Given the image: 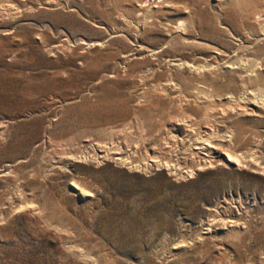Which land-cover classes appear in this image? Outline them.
I'll list each match as a JSON object with an SVG mask.
<instances>
[{
    "label": "rangeland",
    "instance_id": "rangeland-1",
    "mask_svg": "<svg viewBox=\"0 0 264 264\" xmlns=\"http://www.w3.org/2000/svg\"><path fill=\"white\" fill-rule=\"evenodd\" d=\"M0 264H264V0H0Z\"/></svg>",
    "mask_w": 264,
    "mask_h": 264
},
{
    "label": "bare ground",
    "instance_id": "bare-ground-1",
    "mask_svg": "<svg viewBox=\"0 0 264 264\" xmlns=\"http://www.w3.org/2000/svg\"><path fill=\"white\" fill-rule=\"evenodd\" d=\"M144 7H146V6H144ZM207 145V144H206ZM203 146V144L202 143H198L197 144V147H199V149H201V147ZM230 157V156H229ZM230 159H232V158H230ZM227 160H229V158L227 157ZM231 162V161H230Z\"/></svg>",
    "mask_w": 264,
    "mask_h": 264
}]
</instances>
